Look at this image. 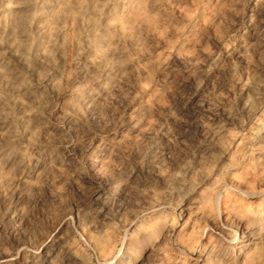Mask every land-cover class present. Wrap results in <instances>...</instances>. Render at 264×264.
<instances>
[{"label": "rangeland", "instance_id": "1", "mask_svg": "<svg viewBox=\"0 0 264 264\" xmlns=\"http://www.w3.org/2000/svg\"><path fill=\"white\" fill-rule=\"evenodd\" d=\"M0 264H264V0H0Z\"/></svg>", "mask_w": 264, "mask_h": 264}]
</instances>
